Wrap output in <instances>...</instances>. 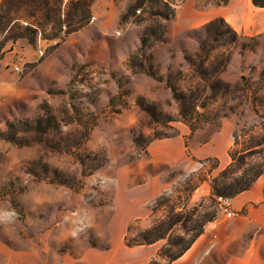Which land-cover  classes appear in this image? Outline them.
I'll use <instances>...</instances> for the list:
<instances>
[{"label": "rangeland", "instance_id": "374dc122", "mask_svg": "<svg viewBox=\"0 0 264 264\" xmlns=\"http://www.w3.org/2000/svg\"><path fill=\"white\" fill-rule=\"evenodd\" d=\"M61 1L65 10L68 0ZM93 1L88 24L56 44L42 33L62 36L64 26L53 28L34 7L8 10L7 0H0V46L28 43L24 36L11 40L12 31L23 34L28 27L35 31L34 43L28 44L35 50L45 47L37 62L12 66L10 73L26 77V84L22 80L20 93L8 95L7 109L0 108V134L7 120L34 119L46 104L57 130L45 137L62 146L60 138H73L81 129L77 121L63 119L88 121L89 113L96 117L87 140L71 151L51 149L31 131L16 132L15 142L0 136V264H85L86 256L107 250L130 254L136 262L168 264L203 216L222 210L219 198L211 197L210 181L231 162L228 152L244 162L232 167V175L264 163V33L244 36L236 31L238 40L213 49L200 75L184 56L198 51L203 25L183 29L185 15L176 12L181 0H168L175 14L167 21L137 8L124 22L121 14L134 0H113L111 6ZM222 1L200 0L199 5ZM156 23L166 29L149 50L162 81L127 66L144 28ZM226 56L216 77L229 88L212 94V67ZM167 78L181 92L197 94L192 131L179 115ZM138 98L155 107L157 121L137 105ZM193 149L200 158L192 156ZM224 149L227 164L219 169L210 153ZM102 155L105 163L83 175ZM52 169L78 179L79 187L50 182ZM198 187L209 188V193L195 191ZM159 225L166 230L163 238L124 244L125 237L132 242Z\"/></svg>", "mask_w": 264, "mask_h": 264}, {"label": "trees", "instance_id": "16d2710c", "mask_svg": "<svg viewBox=\"0 0 264 264\" xmlns=\"http://www.w3.org/2000/svg\"><path fill=\"white\" fill-rule=\"evenodd\" d=\"M90 1L91 0H68V5L65 10L60 8V4L62 3L61 0H7L6 7L8 10H17L20 7H34L41 11V19L44 22L51 23L53 28L55 26H64L65 31L63 32L62 36L55 32H51L49 35L42 33L43 39L55 40L57 44L69 34L80 30L88 24V21L91 17ZM252 3L256 7H264V0H252ZM145 6L146 9L144 8ZM137 8H141L142 11L147 12L149 15L158 17L164 21L169 20L175 14L173 3L168 0H134V4L129 8V10L121 14V22H124L127 19V16L133 14V10ZM61 16H63L64 21H61ZM133 22L138 23L139 21L136 20ZM165 29V24L161 23L148 25L144 28L142 36L139 39L138 48L127 61V66L132 71L144 73L145 75L158 81L163 80V75L157 70L156 66L152 62L153 56L149 49L155 42L162 38ZM23 31L24 35L20 34L17 30L12 31L11 40H15V38L24 36L28 40V43L33 44L35 38L32 35L35 33V31L28 27L23 28ZM203 31L204 36L199 41L198 51L194 54V56H184L185 61L195 67L200 75L202 74L203 70V62L207 60L210 52L213 49L217 48L218 46L223 47L233 44L239 38V34L222 17H217L208 21L203 25ZM1 48L2 46H0V51ZM227 60L228 57L226 56V58L218 60L212 67L213 71L211 74V81L208 84V88L212 94L225 92L229 88L227 84L221 82L216 77V73L225 66ZM165 84L168 88H170L173 98L178 103L179 115L181 119L189 125V128L192 131L196 127L192 123V120L194 115L193 112H195V100L197 98V94L193 91H189L188 93L181 92L176 84L168 78L166 79ZM54 92L63 93L61 90L52 91L51 89H47V93L49 94ZM136 102L137 105L142 110H144L152 120H158V115L155 112L156 109L151 103H147L143 98H138ZM69 106L77 113L79 112L75 105L69 104ZM40 109L42 111V115L34 119L7 120L5 123V131L0 134L1 138L15 142L14 140L16 132L31 131L38 134L37 141L42 142L47 147L58 151H71L72 147L78 146L87 140L89 130L96 124V117L94 114L89 113V120L82 121L81 117L78 116L69 117L66 111L64 114L68 117L62 121H77L81 129H79V132L76 134V136H73V138H69V136L60 138L59 140L63 142V145L61 146L59 141L54 143L45 137L47 132L57 130L55 116L49 111V108L46 104L41 105ZM224 115L225 114H223V116ZM228 155L231 158V162L224 169L219 171L216 176L211 178V197H233L239 192L248 189L249 186L264 172V163H258L250 164L247 169L242 170L239 174L232 175V167L240 166V164H244V162L243 158L238 159V162H236V159L234 158V155L231 153V151L228 152ZM105 161L106 158L104 155H102L100 159L97 160L96 165H94L87 172L83 171L82 174H90L91 170L99 168L105 163ZM38 164L42 170H47V166L44 163L40 161ZM51 172L52 175L48 178L50 182L64 184L75 188L79 187L80 185V181L78 179L70 177L67 174L61 173L55 169H52ZM216 213L217 210L213 211L211 214L203 216L204 218L200 220L194 227L195 233L193 234L192 238L182 246V248L175 256L171 258L170 261L180 256L191 245L195 238L203 231L204 225L215 218ZM165 232L166 230H163L160 225L159 227L155 226L149 230L143 231L140 237L132 242L128 241L125 237L124 244L126 246L150 244L158 239L163 238Z\"/></svg>", "mask_w": 264, "mask_h": 264}, {"label": "crops", "instance_id": "0c3cea01", "mask_svg": "<svg viewBox=\"0 0 264 264\" xmlns=\"http://www.w3.org/2000/svg\"><path fill=\"white\" fill-rule=\"evenodd\" d=\"M200 0H181L177 6V16L183 12V29L202 26L208 21L222 17L235 31L244 36H257L264 33V7H256L252 0H223L222 2L199 5ZM113 0H94L93 4L109 5ZM45 48V47H44ZM44 48L35 50L24 41H15L3 45L0 51V108L7 109V96L16 97L22 89L20 82L26 77L10 73L12 66L23 67L27 63L37 62ZM45 61L37 64L42 67ZM18 86V87H17ZM20 87V88H19ZM14 93V94H13ZM15 100V98H13ZM14 100L11 99L13 103ZM173 137L170 140H178ZM180 140V139H179ZM183 141V140H182ZM152 149H149V153ZM226 150L210 153L217 158L219 169L227 164ZM192 156L200 158L193 149ZM209 193V188L198 187L195 191ZM231 212L227 216L222 210L215 218L204 225L203 231L191 245L168 264H264V172L248 189L230 197ZM85 264H146L136 262L130 254H117L111 250L86 256Z\"/></svg>", "mask_w": 264, "mask_h": 264}, {"label": "built area", "instance_id": "2783aa9c", "mask_svg": "<svg viewBox=\"0 0 264 264\" xmlns=\"http://www.w3.org/2000/svg\"><path fill=\"white\" fill-rule=\"evenodd\" d=\"M219 206L227 216H230L232 214L231 209H230L231 203H230L229 197L219 198Z\"/></svg>", "mask_w": 264, "mask_h": 264}]
</instances>
